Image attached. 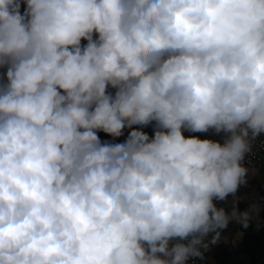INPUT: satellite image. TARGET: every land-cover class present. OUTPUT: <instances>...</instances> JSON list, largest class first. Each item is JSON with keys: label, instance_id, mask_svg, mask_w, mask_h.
Instances as JSON below:
<instances>
[{"label": "clouds", "instance_id": "1", "mask_svg": "<svg viewBox=\"0 0 264 264\" xmlns=\"http://www.w3.org/2000/svg\"><path fill=\"white\" fill-rule=\"evenodd\" d=\"M0 69V264H204L264 209V0H0Z\"/></svg>", "mask_w": 264, "mask_h": 264}, {"label": "crops", "instance_id": "2", "mask_svg": "<svg viewBox=\"0 0 264 264\" xmlns=\"http://www.w3.org/2000/svg\"><path fill=\"white\" fill-rule=\"evenodd\" d=\"M149 136L152 135V126H147L142 129ZM187 136H197L201 139L213 138L220 139L219 136H211L210 133H190L184 131ZM109 140V137H108ZM255 168V175L252 170ZM249 182L246 186H241L236 193L237 197L244 199L239 202V209L244 210L253 200L264 205V185L262 178L264 177V157L257 159L254 164L248 168ZM227 208L231 207L233 197L228 198ZM218 206L222 202L216 201ZM233 242L235 247H233ZM207 264H264V209L261 210L258 216L254 217L249 229H242L239 225L230 223L222 233V239L219 243L213 246L206 254Z\"/></svg>", "mask_w": 264, "mask_h": 264}, {"label": "built area", "instance_id": "3", "mask_svg": "<svg viewBox=\"0 0 264 264\" xmlns=\"http://www.w3.org/2000/svg\"><path fill=\"white\" fill-rule=\"evenodd\" d=\"M261 157H264V144H262L260 139H258L254 144L252 154L247 157L246 166L248 168L251 167L254 162ZM262 184L264 185V177L262 178ZM194 264H201V262L197 260L194 262ZM204 264H207V262L205 261Z\"/></svg>", "mask_w": 264, "mask_h": 264}, {"label": "rangeland", "instance_id": "4", "mask_svg": "<svg viewBox=\"0 0 264 264\" xmlns=\"http://www.w3.org/2000/svg\"><path fill=\"white\" fill-rule=\"evenodd\" d=\"M22 8H23V6H22ZM83 43H86V42L85 41H82V44ZM3 72H4V70L3 69H0V75H2ZM98 135L100 136L101 140H108V136L105 135L104 133L101 132V133H98Z\"/></svg>", "mask_w": 264, "mask_h": 264}, {"label": "trees", "instance_id": "5", "mask_svg": "<svg viewBox=\"0 0 264 264\" xmlns=\"http://www.w3.org/2000/svg\"><path fill=\"white\" fill-rule=\"evenodd\" d=\"M128 132H129V130L125 129V130H124V135L121 136V137H119V138H117L116 141H114V142H122V141L127 137ZM108 137H109V136H108ZM111 139H112V138L109 137V140H111Z\"/></svg>", "mask_w": 264, "mask_h": 264}]
</instances>
